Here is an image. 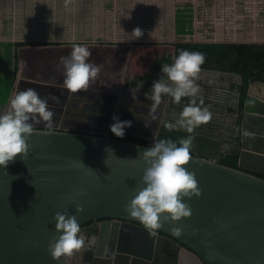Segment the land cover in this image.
Instances as JSON below:
<instances>
[{
	"label": "water",
	"instance_id": "1",
	"mask_svg": "<svg viewBox=\"0 0 264 264\" xmlns=\"http://www.w3.org/2000/svg\"><path fill=\"white\" fill-rule=\"evenodd\" d=\"M23 83L57 85L35 79ZM252 86L237 114V166L222 164L218 156L191 155L184 167L195 173L200 195L184 198L191 208L187 218L173 222L163 219L167 213L161 214L155 235L144 226L137 227L136 223H142L125 211V205L144 187L141 153L157 141L167 102L161 99L153 119L149 94L129 87L81 90L109 97L107 110L86 111L78 117L83 123L73 127L34 125L27 153L0 166V264H71L64 258L53 260L48 251V244L59 235L54 229L56 212L75 214L80 226L113 218L101 222L100 240L122 236L124 229L135 227L148 231L153 240L160 232L179 242L185 247L182 256L191 255L201 264H264V97L255 95ZM131 114L153 124L131 121L124 132L152 145L110 135L113 116L123 121ZM76 203L82 205V212L76 213ZM174 227L182 229L179 236ZM183 263L180 259L179 264Z\"/></svg>",
	"mask_w": 264,
	"mask_h": 264
},
{
	"label": "rangeland",
	"instance_id": "2",
	"mask_svg": "<svg viewBox=\"0 0 264 264\" xmlns=\"http://www.w3.org/2000/svg\"><path fill=\"white\" fill-rule=\"evenodd\" d=\"M19 1L13 0L12 7L23 5L25 10L22 13H27V0H22L24 3ZM37 2L42 6V11L39 10L38 14L43 17L44 13L45 23L40 24L37 29L29 26L26 22H22L21 27L14 25L13 28L17 32L20 29V32L34 34H38L39 31L41 36L36 35L37 37L33 41H48L56 38L67 40L70 44H72L71 42L76 44L103 42L128 44L135 41L264 42V0H93L95 9H98L100 26H88V22H86L88 27L84 26V31L79 35L76 33L78 30L75 22L72 26H65V19H62L61 16L65 14L61 8L63 5L52 3V0H37ZM90 2L91 0H85L86 6ZM8 3L7 0H0V38H7L6 33L9 31V28L6 27L8 20L6 5ZM53 6H57V9L55 10ZM49 7L54 9L52 13L48 10ZM160 9L163 13L159 11ZM159 12L162 16L160 15L158 22ZM109 14L115 18L113 22L106 21L110 17ZM175 17L176 22L174 23ZM48 20L50 21L48 22ZM130 25L133 26L130 27ZM181 25H183L182 31L179 30ZM136 27L143 31V35L138 39H133L131 32ZM114 29L119 32L116 33ZM120 33L121 35H119ZM97 34L98 36L91 37V35ZM23 38L25 37L19 36L9 42L0 41V113L8 110L9 102L18 90L34 88L39 91L36 86L25 85L23 83L25 79L55 83L58 86L52 87V90L60 88L57 92L68 95V99L76 98V93L68 92L63 86L61 58L65 55L61 57L59 53H49L48 49H40V51L37 49L36 52L29 47L15 49L14 42L23 40ZM124 69V65H120L115 68L111 67V70L108 69L104 72L111 73L113 71L118 75L123 73ZM238 79V76L231 73L203 69L200 70L196 78L199 92L204 95L197 98L205 102L201 107L209 110L211 119L197 127L194 132L216 139L222 138L226 148L230 147L226 142V134L233 121L231 107L227 108L225 104H222L224 102H215L213 97L218 93L223 94L227 99L229 87L231 88V84ZM258 86L259 83L253 82L252 89H256ZM47 88L40 91H46ZM257 91L262 93L260 88ZM53 102L48 101V107ZM62 102L63 100L58 103ZM65 106L61 111L49 107L54 112L51 127L63 125L73 127L66 121L72 119L74 113L71 108L65 110ZM166 115L165 123L175 124L180 114L172 115L168 112ZM34 125L48 127L44 122ZM175 128L183 129L180 126ZM64 258L70 263L77 264L80 259V251Z\"/></svg>",
	"mask_w": 264,
	"mask_h": 264
},
{
	"label": "clouds",
	"instance_id": "3",
	"mask_svg": "<svg viewBox=\"0 0 264 264\" xmlns=\"http://www.w3.org/2000/svg\"><path fill=\"white\" fill-rule=\"evenodd\" d=\"M133 39L143 35L136 27L131 32ZM92 53L88 47L75 45L70 55L61 58L63 66V86L71 93L86 91L100 69L88 62ZM205 54L200 51L181 50L173 58L172 64H164L161 71L167 80L159 79L152 84V100L150 115L155 119V111L163 95L173 98L179 104L183 97H192L179 115L175 124L169 123V129L180 126L188 133L211 119L207 108H202L194 99L199 93L196 78L205 62ZM8 110L0 113V166H6L17 154L27 153V138L34 131V124L46 123L50 128L53 124L54 112L48 107V100L41 97L34 88L18 90L10 100ZM146 126H148L145 123ZM131 126V121L120 120L113 116L110 131L117 137H123L124 129ZM193 136L180 139L179 143L171 139L156 141L152 147L146 148L141 155L145 162L141 181L144 187L125 205V211L138 219L152 235L161 227V214L167 213L163 219L173 222L191 215V208L184 202L185 197L199 196L195 173L184 165L191 158ZM83 164L82 161H79ZM84 165V164H83ZM87 167V166H86ZM76 213L83 207L75 204ZM54 229L59 235L48 244V251L53 260L70 257L80 250L90 249L96 244V237L89 240L82 233L80 223L75 214L66 212L54 213ZM173 232L179 236L182 229L174 227Z\"/></svg>",
	"mask_w": 264,
	"mask_h": 264
},
{
	"label": "trees",
	"instance_id": "4",
	"mask_svg": "<svg viewBox=\"0 0 264 264\" xmlns=\"http://www.w3.org/2000/svg\"><path fill=\"white\" fill-rule=\"evenodd\" d=\"M183 25L179 26L182 31ZM65 44V43H64ZM15 49L24 47L37 49H48L49 53H59L65 57L70 55L74 46H63L61 42L52 41H16ZM92 53L87 58L88 62L99 67L97 77L92 80L88 88L120 89L126 87L136 89L146 94L152 95V84L159 79L167 80L166 75L161 71L164 64H172L173 58L178 56L181 50L200 51L205 54V62L201 69L228 72L241 77L240 104L242 108L249 85L253 82L264 83V42L263 43H235V42H192V41H135L132 43H85ZM62 48V49H61ZM30 50V51H32ZM44 51V50H43ZM47 52V51H46ZM48 53V52H47ZM16 56V55H15ZM17 57V56H16ZM64 57V56H63ZM124 65L125 71L116 75L106 73L116 66ZM17 65L15 63V69ZM62 83V82H61ZM167 102V109L170 114H180L183 108L190 103L192 97H183L179 104L173 102V98L163 95L162 98ZM198 105L205 102L194 98ZM113 138L128 140L131 142L152 145L153 143L124 132L123 137ZM193 136L191 150H206L214 143L207 139L205 134L197 132L188 133L186 130L178 128L161 130L157 141L161 139H171L179 143L180 139ZM191 155L199 156L190 151ZM219 161L222 164L236 167L238 153L232 150L224 154ZM264 177V176H262Z\"/></svg>",
	"mask_w": 264,
	"mask_h": 264
},
{
	"label": "flooded vegetation",
	"instance_id": "5",
	"mask_svg": "<svg viewBox=\"0 0 264 264\" xmlns=\"http://www.w3.org/2000/svg\"><path fill=\"white\" fill-rule=\"evenodd\" d=\"M238 78V80L231 84V88L229 87V96L227 97V99L223 94L218 93L213 97L215 102H224L222 104H225L227 108L231 107L230 110L233 121L231 123V126H229L227 130L228 133L226 134V142L229 143L230 147L226 148L224 146L222 138L216 139L206 136L207 139L211 140L214 143L213 145H211V147H207L206 150L195 149L190 151L200 156H218V158L220 159L224 154L232 150H239V132L237 131L236 127L240 118V116H237V114L240 111L239 104L241 97V77L238 76ZM43 88L45 87H38V92L41 97L47 99L48 101H54L53 104L49 106L51 109H58L59 107H63L64 105H66L65 108H71L74 113V117L66 121L70 126H77L80 123H83V121L78 120V117H81L83 113L86 115V111H89V113H101L102 111H106L108 108V100H110L109 97H101L96 93H84L82 91L76 93V98H73L71 100L70 98L68 99V95L57 92L60 90V88H53L55 90H52V87H48L46 91H40ZM199 96L204 95L199 92L196 98ZM61 100H63V102L59 104L58 102ZM167 113L168 109L166 107L165 114L161 120L157 138L161 130H163V128H167V124L165 123V120L167 119ZM103 117L100 116V119H103ZM127 117V119L130 121H137L142 124L148 123V125L153 124L151 120H146L143 117L134 116L132 114L130 116L128 115ZM93 125H97V123H93ZM102 221L112 222L114 221V219H94L86 222L81 226L82 233H84L89 240L93 236L96 237V244L91 246L90 249L80 250V259L77 264H179L180 259L182 262H185L183 264H201L198 263L195 258H192L191 255L186 254L187 256H182L184 254L182 253L181 248H185L184 245L176 242L179 245V247H177L175 242H172L167 236L163 235L160 232H157V235L153 240L152 235L148 231L130 227L124 229L122 236L118 235L113 238L111 235H109L106 240H100L99 229ZM117 221L121 223L124 222L122 220ZM135 225H137V227L144 226L140 223H136ZM151 240H153L152 250L148 248ZM138 255L140 257L138 258V260H136V257H138Z\"/></svg>",
	"mask_w": 264,
	"mask_h": 264
},
{
	"label": "crops",
	"instance_id": "6",
	"mask_svg": "<svg viewBox=\"0 0 264 264\" xmlns=\"http://www.w3.org/2000/svg\"><path fill=\"white\" fill-rule=\"evenodd\" d=\"M9 3L6 5L7 8V13H6V18L8 19L6 22V27L9 28V31L6 33L7 38H0V41H10L11 39H15L19 36H24L25 38H23V40L20 41H33V39H36V35H40L38 31V34H34V33H27V32H19L15 31L14 25H19V27H21L22 22H26L28 23L29 26L31 27H35L37 29L38 26H40V24L45 23L44 21V13H43V17H40L38 14V11L41 10L42 11V6L41 4H38L37 0H27L28 2V8L27 9V13H22V11L25 10V8L23 7V5H21V7L19 5H16L17 7H12L13 5V0H7ZM42 1V0H41ZM19 2H23L22 0H20ZM92 2V3H91ZM90 4H88L86 6L85 0H52V3H57L58 5H63L62 8V12L65 13L62 16V19H65V26H72L75 25L77 27V35H79L80 33H82L84 31V26L88 27V26H93V27H97L100 26V20L98 17V9H95V5L93 4V0H91ZM42 3V2H41ZM145 5V4H144ZM55 7V6H53ZM57 7V6H56ZM54 8L55 10L57 8ZM52 7H49L48 10L52 13L54 10ZM59 10V8H58ZM162 9H160L159 11H161ZM158 13V22L160 20V15L162 16L161 13ZM163 13V12H162ZM110 15V14H109ZM48 18V17H47ZM163 18V17H162ZM0 19H1V15H0ZM115 20V18H113V15L106 20L109 22H113ZM50 20H48L49 22ZM86 22H88V26H86ZM172 22V21H170ZM176 22V17L174 19V23ZM115 24V23H113ZM158 24V23H157ZM1 25V23H0ZM133 25H130V27ZM116 33H118L119 31H117V29H114ZM131 31V28H130ZM121 35V33L119 34ZM1 36V35H0ZM98 36L97 35H91L92 38ZM48 41H52V42H61L63 43V46H75V45H79L76 44L74 42H71L72 44H70L69 42L64 41L63 39H56L54 38L53 40H48ZM16 42V41H15ZM11 43V42H10ZM65 43V44H64ZM248 43V42H247ZM257 43V42H256ZM263 43V42H261ZM62 49V48H61ZM46 82V81H43ZM46 83H50V82H46ZM54 84V83H53ZM258 88H260L262 93H259ZM258 88L256 89H252V92L260 97H264V85L259 84Z\"/></svg>",
	"mask_w": 264,
	"mask_h": 264
}]
</instances>
